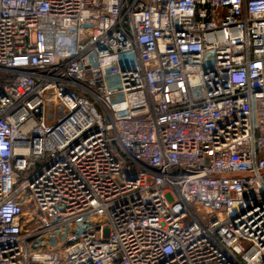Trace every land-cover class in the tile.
<instances>
[{"label": "built area", "instance_id": "1", "mask_svg": "<svg viewBox=\"0 0 264 264\" xmlns=\"http://www.w3.org/2000/svg\"><path fill=\"white\" fill-rule=\"evenodd\" d=\"M0 264H264V0H0Z\"/></svg>", "mask_w": 264, "mask_h": 264}]
</instances>
